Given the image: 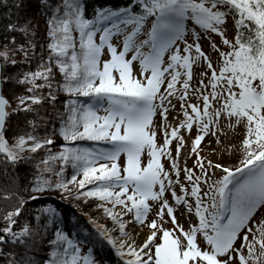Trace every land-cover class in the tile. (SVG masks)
I'll list each match as a JSON object with an SVG mask.
<instances>
[{
  "label": "snow or ice",
  "instance_id": "obj_1",
  "mask_svg": "<svg viewBox=\"0 0 264 264\" xmlns=\"http://www.w3.org/2000/svg\"><path fill=\"white\" fill-rule=\"evenodd\" d=\"M41 4L49 11L47 39L40 51L34 42L35 26L27 23L7 24L9 32L22 34L23 42L10 36L0 48V83L24 86L13 95L15 107L0 94V163L34 160L36 169L33 182L24 189L29 195L3 193L5 199H17V206L0 216V255L6 264H100L92 253L97 243L110 245L123 264H264V0H129L125 7H100L91 17L84 14L82 0ZM229 18L235 28L231 39L225 34ZM202 34L208 39V52L201 45ZM114 36L121 38L119 50L112 43ZM105 48L109 58L102 60ZM134 62L139 65L135 74ZM33 63L34 68L16 74L2 71ZM194 65L201 68L195 84ZM56 71L60 82L54 80ZM54 85L70 98L53 134L65 142L87 139L106 142L107 147L65 143L52 152V136L36 134L37 120L27 115L24 123L29 129L9 141L8 109L38 116L45 100L55 101ZM77 94L87 101L71 98ZM169 110L177 123L168 122ZM221 118L229 129L243 125L235 166L200 154L208 135L223 144L218 135L225 131ZM194 127L187 154L194 156L193 166L181 167L186 143L182 133ZM236 147L228 144L226 150L231 153ZM209 150L217 152L215 147ZM162 158L169 161L168 168ZM69 164L73 172L66 177ZM217 171L220 175L213 180ZM55 189L73 199L97 198L95 207L112 222L109 228L93 221L97 239L84 237L88 251L82 253L81 241L60 227L48 236L51 226L59 223L54 208L39 209L34 225H17L26 201L36 199L32 193ZM153 204L156 211L149 220ZM180 206L197 217L187 229L175 214ZM169 221L172 226L164 227ZM130 224L147 228L140 243L139 233L128 229ZM3 245L21 251L5 252ZM38 249L45 255L37 258Z\"/></svg>",
  "mask_w": 264,
  "mask_h": 264
},
{
  "label": "trees",
  "instance_id": "obj_2",
  "mask_svg": "<svg viewBox=\"0 0 264 264\" xmlns=\"http://www.w3.org/2000/svg\"><path fill=\"white\" fill-rule=\"evenodd\" d=\"M59 0H48V5H55ZM129 3V0H82L84 7V14L87 17L94 15V12L100 7H111L113 9L119 7H125ZM48 6L41 4V0H0V48L6 43H8V37L15 36L17 41L23 42V36L20 32H9L6 28L7 24L13 23L17 26L28 24L30 28L34 27L35 37L34 42L37 44V51H40V44L44 43L47 39L45 35L46 30V14H48ZM75 35V33H74ZM19 59V57H17ZM29 67L34 68L35 63L32 65L28 64H18L15 66L9 65L6 69H3V74H16L19 70L27 69ZM55 71V69H54ZM54 80L56 82L61 81V74L56 71ZM3 94L8 98L11 103V107H15V101L13 100L14 94H19L24 91V86L13 81L4 82L1 84ZM47 91V89H43ZM54 95L56 96L55 101L48 102L45 100L41 107L39 108L38 116L34 113L25 114L23 112L13 113L11 107L8 109L9 116L6 119V129L5 135L11 138L21 131H26L30 126L25 125L24 121L27 118L37 120V126L34 131L40 136L45 134L51 135L53 143L50 146L52 152L61 150V145L68 143L70 146H82V147H107L103 142H94L87 139H80L72 142L63 141L62 137L56 133L53 134V129H58L60 126V116L65 114V101L70 97L65 92L55 88L54 85ZM72 99H79L80 101H87V97L77 96L71 97ZM40 159L43 158V153L39 156ZM103 162V161H100ZM35 164L34 160L24 161L17 163L16 165L0 163V216H3L6 211L14 206H17L16 196L13 195L10 198L5 199L3 193H18L21 196L29 195L28 192L24 191L25 187L30 185L34 180V175L36 169L33 167ZM59 162L56 163L55 167L59 168ZM73 172L72 166L69 164L66 166L64 175L70 177ZM43 175L48 176V173ZM52 180H56L53 175ZM80 178L79 176L77 177ZM69 187H72L71 185ZM90 187V185L85 186ZM73 191L76 188L72 187ZM35 195V200H27L19 218L17 219V225H21L23 222L27 221L30 224H36L37 221L34 219L36 212L43 208L49 207L56 210V218L59 221L58 224L51 226V230L48 236H51L52 230L55 227H60L70 235L79 239L82 244H90L84 240L85 236H89L91 239H97L96 228H92L84 218V214L93 215L95 218H99L105 221L109 226L112 227V222L107 218L101 209L95 207L100 201L97 198H78L73 199L67 196L66 193H61L60 190H50L43 193H32ZM92 211V212H91ZM90 212V213H89ZM45 214H41V221L43 222ZM2 225V221H0ZM16 226H14L15 228ZM116 233H113L115 235ZM41 247H47V245H41ZM3 251H16L20 252L19 247L13 249L8 245L2 246ZM100 248L105 257H110L113 250L107 243H97L92 250ZM37 258L44 256L45 253L37 250L35 253ZM0 264H6V257L0 255Z\"/></svg>",
  "mask_w": 264,
  "mask_h": 264
},
{
  "label": "rangeland",
  "instance_id": "obj_3",
  "mask_svg": "<svg viewBox=\"0 0 264 264\" xmlns=\"http://www.w3.org/2000/svg\"><path fill=\"white\" fill-rule=\"evenodd\" d=\"M225 34L228 36L229 39H231L234 36V34H235V28H234V25L232 24L230 18L227 20V23H226V33ZM212 38L215 39L219 43V37L218 36L213 34ZM120 39L121 38L117 37V36H114L112 38V43L117 45V50H119L120 47H121ZM200 42H201V45H202L203 49L206 52H208L209 51V46H208L207 37H205L202 34ZM146 50L147 49H145V51ZM108 58H109V55H108V52H107V48H105L104 51H103L101 59L104 60V59H108ZM211 58L213 60V63L216 64L218 57H217V55L214 52L211 53ZM138 67H139L138 63L134 62L133 63L134 74H135L136 70L138 69ZM200 70H201L200 67L194 65V76H193V81H192L193 84L196 83V80H197L196 73H198ZM191 99H192V102H196L195 97H192ZM173 102L176 103V106H177V109H178L179 108L178 101L174 100ZM173 117H174V113L171 110H169L168 122L175 124V123L178 122V120L174 119ZM155 122H156L157 125H159V123H160L159 114H157V116L155 117ZM225 125H226V122L223 120V118H221V126L225 127V131H224V134L218 133V135H219L220 140L223 142V144L217 145L216 141H215V138L212 137L211 135H208L202 141L200 154H201V156H204V157H206L208 159H211V160H214V161H217V162H220V163L227 164L228 166H235L237 164V162H238L239 157H240V153L238 151V148H239V141L243 138L244 129H243V125L242 124L237 125L234 129H229ZM195 132H196V129L194 127L191 133H182V134L185 135L186 143H185L184 147L181 149V153H180V157H179V161H180L181 167H183V165L185 163L188 165V167H192L193 166L194 156H188L187 154H188V151L190 149L191 137L193 135H195ZM209 141H212V143H209ZM157 142L158 143L162 142V135L160 133L159 128H157ZM228 144H235L237 147L235 149H233L231 153H228L227 150H226V145H228ZM174 145H175V141H173V145H171V147L173 148V155H175ZM213 147L216 148V150H217L216 153H213V152H211L209 150V149H211ZM221 148H225V150L221 151ZM217 153H219V155H217ZM146 156H147V153H144V155L142 156V159H146ZM124 160H125V156L122 153L121 156L119 157V162L121 164H123ZM162 162H163L165 168L169 167V161L167 159H163L162 158ZM219 175H220V172L217 171L216 175L213 176L212 179L215 180ZM181 179H183V172H181ZM165 197L169 198V202L170 203H174L171 200V198H170V196H169V194L167 192L165 193ZM150 203H153V202L150 201ZM155 211H156V205L153 204L152 211L149 213V216H148L149 220L153 218ZM175 214L177 216L178 222L181 223L186 229L189 227V223L190 222L191 223H196L197 222V217L194 215V213L186 212L183 206H180L179 210L176 211ZM257 215L261 216L262 214L258 213ZM171 226L172 225H171L170 221L168 223L164 224V227H171ZM137 227L138 226H133L131 224L128 225V229L130 231H131L132 228H137ZM145 229H147V228L145 227ZM249 238L251 239V235H250ZM238 244H239V241H237V245ZM83 250L86 251V249H84V248H83ZM94 259L96 260L97 258L94 257ZM102 263L103 262L100 261V264H102Z\"/></svg>",
  "mask_w": 264,
  "mask_h": 264
},
{
  "label": "bare ground",
  "instance_id": "obj_4",
  "mask_svg": "<svg viewBox=\"0 0 264 264\" xmlns=\"http://www.w3.org/2000/svg\"><path fill=\"white\" fill-rule=\"evenodd\" d=\"M131 231L138 232L139 235L136 237L137 243H140L142 239L144 238V234L147 232V229H140L139 227L137 228H132Z\"/></svg>",
  "mask_w": 264,
  "mask_h": 264
},
{
  "label": "water",
  "instance_id": "obj_5",
  "mask_svg": "<svg viewBox=\"0 0 264 264\" xmlns=\"http://www.w3.org/2000/svg\"><path fill=\"white\" fill-rule=\"evenodd\" d=\"M1 84L2 83H0V94H3V90H2V88H1ZM4 95V94H3ZM7 98V97H6ZM7 119V118H6Z\"/></svg>",
  "mask_w": 264,
  "mask_h": 264
}]
</instances>
